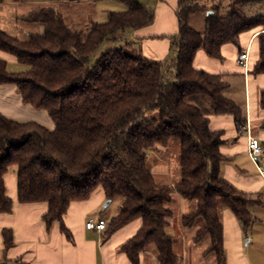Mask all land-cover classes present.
<instances>
[{"label": "trees", "instance_id": "16d2710c", "mask_svg": "<svg viewBox=\"0 0 264 264\" xmlns=\"http://www.w3.org/2000/svg\"><path fill=\"white\" fill-rule=\"evenodd\" d=\"M77 1L39 6L23 17L31 29L24 26L20 35L0 29V50L29 66L25 72H10L0 59V86L15 85L23 103L46 112L54 124L50 128L0 116V213L13 211L5 176L16 167L17 201L46 203L47 229L58 222L70 239L63 223L70 204L87 200L100 187L108 201L120 200L110 231L141 219L138 233L122 247L132 264H141L149 246L157 248L159 264H178L176 239L167 232L173 215L169 205L177 195L196 204L183 215L184 228L201 224L195 241L207 239V254L225 264L221 211L231 209L245 229L252 216L249 200L220 176L222 132L210 129L208 116L233 114L239 127L243 117L225 95V77L197 70L193 62L200 50L221 60L223 45L238 44L242 33L263 27L254 74L264 73V17L250 20L244 12L264 0H228L226 16L220 12L226 0H179V33L166 62L144 58L126 37L154 22V10L141 0H118L126 9L111 12L104 23L81 14ZM61 6L73 12L67 15ZM197 15L204 17L202 31L190 25ZM106 42L120 44L91 65ZM175 139L180 179L175 185L159 183L149 159Z\"/></svg>", "mask_w": 264, "mask_h": 264}, {"label": "crops", "instance_id": "0c3cea01", "mask_svg": "<svg viewBox=\"0 0 264 264\" xmlns=\"http://www.w3.org/2000/svg\"><path fill=\"white\" fill-rule=\"evenodd\" d=\"M67 2L70 0H0L2 17L0 29L14 36L20 35L24 28L22 24L27 28L23 22V17L27 14L41 5ZM178 2L179 0H146L144 6L155 12L153 24L139 30L128 31L126 34L128 41L144 58L166 62L172 57L171 41L179 33L176 15ZM230 4L228 0L222 3L220 12L223 16L229 13ZM261 5H264V2L247 5L244 8L246 16L250 14L251 17H248L250 20L259 16L264 17L263 10H255V7ZM6 21L12 22V25L16 23L21 30L18 31L11 25L8 32L4 27ZM262 32L263 27L252 29L240 35L238 44L223 45L221 60L211 58L200 50L193 62L195 69L212 75L227 77L242 73L245 79V97L240 100L232 94V97H228L230 84L229 91L225 93L242 111L243 124L239 127L236 117L230 113L208 116L210 129L222 132L224 143L220 146V152L225 159L220 165L221 178L245 195L249 200L247 209L252 206L260 210L253 214L251 207L248 209L252 223L246 229L231 209L221 211L225 264H264V158L262 159L264 152L258 164L253 162L248 152L250 137L258 138L264 149L262 127L264 107L261 106L264 73L251 75L254 74L260 58L259 34ZM244 50L249 54L247 68L241 67L235 61ZM11 55L0 50V59L6 62V58L18 61ZM0 116L21 122L36 121L50 128L54 126L46 112L23 103L15 85L11 84L0 86ZM245 124H248L249 132L241 134V128ZM153 173L157 179L164 180L163 182L169 177V170L163 162H159L158 165L155 163ZM5 184L7 195L13 200L14 206L12 213H0V264H132L122 247L138 233L141 219L132 220L110 231L109 223L117 213L107 214L105 217L102 215V206L107 201L102 188H97L87 200L74 201L70 204L63 217V223L72 237L69 239L62 232L58 222L47 229L43 221V216L48 211L46 203L20 204L17 201L16 167L10 168L5 176ZM178 197L181 205L179 218L173 213L172 218L168 219L167 229L169 235L176 239L174 251L179 257L178 264H218L216 255L206 252L209 242L195 241L197 230L191 236L186 235L184 229L190 228H184L182 217L193 212L196 204ZM94 213L95 217L91 215ZM92 218L104 219L107 222V229L103 232L88 230L86 223ZM4 231L8 232L6 238ZM178 243L181 250L179 252L176 251ZM140 260L141 264H159L157 248L147 247L141 253Z\"/></svg>", "mask_w": 264, "mask_h": 264}, {"label": "rangeland", "instance_id": "374dc122", "mask_svg": "<svg viewBox=\"0 0 264 264\" xmlns=\"http://www.w3.org/2000/svg\"><path fill=\"white\" fill-rule=\"evenodd\" d=\"M53 1H55V0H53ZM59 1H64V0H59ZM140 3L142 5H144L146 3V0H141ZM76 4L78 5L76 7L77 10L80 11L81 14H83V15L91 14L94 17V19L100 23L106 22L108 20L111 12H121L122 11L121 9H126V7H127L124 2L118 1V0H99L96 2H91L89 0H79V1H77ZM61 7H62L63 11L67 13V15H70L71 12H73L69 6L68 7L61 6ZM255 10H257V11L263 10L264 11V5L255 7ZM73 14H72V16H73ZM248 17H251L250 14L248 15ZM6 20H9V18H6ZM0 21H2L1 16H0ZM11 25H12V22H10V21L4 22V27L8 32L11 29ZM13 25L16 29H18V31L21 30L20 26L16 25V23H14ZM190 25L194 29H196L198 31H202L205 27L204 17L201 15H197V16L192 17ZM22 26L24 27L25 25L22 24ZM27 28L30 31L31 27L27 26ZM119 44L120 43H117L115 45V44H110V43L106 42L103 45H101L99 47V49L93 54L91 61H90L91 65H93L99 59V57L102 55V53H104L107 49L113 48L114 46L117 47ZM11 56H13V55H11ZM6 59H7V69L10 72L19 73V72H25L29 69V66H27L26 64L20 63V62L16 61L15 59H12V58H6ZM251 75H255V74L252 73ZM242 76H243L242 73H238V74H232L230 76L225 77V79L229 82V84L231 86V90L230 91L228 90L229 91L228 97L235 96L239 100L241 98L245 97V85H244L245 79ZM231 94H232V96H231ZM39 111L44 112L43 110H39ZM40 124H42V123H40ZM42 125H44V124H42ZM159 151H161L159 155L157 153H155L156 155L151 156V158L149 160H150V162L157 163V165L159 164V162L165 163L168 170H169V177L165 180V182H163L164 180H162V179H158V182L163 183V184L164 183L172 184V185L178 183V181L180 179V176H179V172H180L179 141L176 139L172 140L168 147H160ZM263 158H264V155H263L262 159ZM177 197H178L177 195L174 196L172 203L169 205V208L171 209V211L174 214L178 215L180 208H181V205H180V203H179L180 201H179V199H177ZM178 198H180V197H178ZM119 206H120V200L117 199V200L110 201V202H108V200H107L105 202L104 206H102V212L101 213L104 217L107 214L117 213ZM250 207H251V211L253 210V212H254L253 214H256V212L260 211L256 207H254V208L252 206H250ZM250 207H248V209H250ZM91 215L94 217L96 216L95 213L91 214ZM176 217L179 218V215ZM200 225L201 224H199V225L197 224V226H195L194 229L193 228L184 229L185 232H187L186 235L187 236L193 235L195 233V231L197 230L195 228H200L201 227ZM206 241H207V239L202 241V242L205 243ZM176 251L177 252L181 251L180 250V243H178L176 245ZM191 251L193 252V250H191ZM207 264H211V263H207Z\"/></svg>", "mask_w": 264, "mask_h": 264}, {"label": "built area", "instance_id": "2783aa9c", "mask_svg": "<svg viewBox=\"0 0 264 264\" xmlns=\"http://www.w3.org/2000/svg\"><path fill=\"white\" fill-rule=\"evenodd\" d=\"M248 58H249V54L247 51H242L240 52L236 63L240 66H242L243 68H247L248 66ZM246 132H249V126L248 124H245L242 128H241V134H244ZM248 152L251 156V159L253 160V162H255L256 164L259 163L261 156L264 152V149L259 141L258 138L256 137H250L249 138V143H248ZM86 228L88 230H94L97 232H103L107 229V222L104 219H89L86 223Z\"/></svg>", "mask_w": 264, "mask_h": 264}, {"label": "water", "instance_id": "95a60500", "mask_svg": "<svg viewBox=\"0 0 264 264\" xmlns=\"http://www.w3.org/2000/svg\"><path fill=\"white\" fill-rule=\"evenodd\" d=\"M108 202H110V201H108ZM109 204V203H108Z\"/></svg>", "mask_w": 264, "mask_h": 264}]
</instances>
